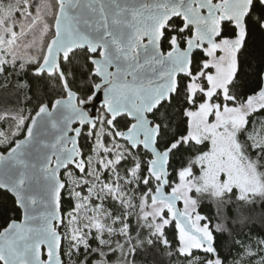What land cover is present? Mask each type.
<instances>
[{
  "label": "snow or ice",
  "instance_id": "6c2138e0",
  "mask_svg": "<svg viewBox=\"0 0 264 264\" xmlns=\"http://www.w3.org/2000/svg\"><path fill=\"white\" fill-rule=\"evenodd\" d=\"M0 78V264H264V0H0Z\"/></svg>",
  "mask_w": 264,
  "mask_h": 264
},
{
  "label": "trees",
  "instance_id": "16d2710c",
  "mask_svg": "<svg viewBox=\"0 0 264 264\" xmlns=\"http://www.w3.org/2000/svg\"><path fill=\"white\" fill-rule=\"evenodd\" d=\"M0 80H2V78H0ZM6 98V93H5V89L0 87V102L4 101ZM7 98L11 99L14 102L19 103V105L21 107H25V96L23 94L19 95V100H16V96L12 95V94H7ZM32 107H34V105H27L25 107V110H30ZM188 159V154H183V160H181L180 158H177V160L173 163V167L175 168H179L181 166L182 163H185ZM171 170V169H170ZM180 207V205H178ZM199 207V211L204 214V215H208L210 217L213 218V223L216 222L215 220V208L214 205H212L211 203H209L208 201H202L200 203ZM262 211L261 207L259 205L256 206V214H259ZM172 229H169V238L171 240L174 241V237L171 235Z\"/></svg>",
  "mask_w": 264,
  "mask_h": 264
},
{
  "label": "water",
  "instance_id": "95a60500",
  "mask_svg": "<svg viewBox=\"0 0 264 264\" xmlns=\"http://www.w3.org/2000/svg\"><path fill=\"white\" fill-rule=\"evenodd\" d=\"M93 103L96 105L95 111L98 110V107H100L103 103V96L102 94L100 95L98 100H94ZM90 111H92V109H90Z\"/></svg>",
  "mask_w": 264,
  "mask_h": 264
},
{
  "label": "rangeland",
  "instance_id": "374dc122",
  "mask_svg": "<svg viewBox=\"0 0 264 264\" xmlns=\"http://www.w3.org/2000/svg\"><path fill=\"white\" fill-rule=\"evenodd\" d=\"M99 109H100V107H98V110L97 111H99ZM180 207H182V205H180Z\"/></svg>",
  "mask_w": 264,
  "mask_h": 264
}]
</instances>
